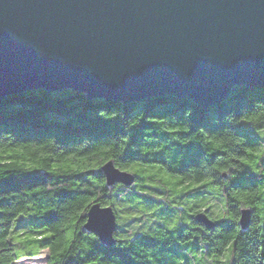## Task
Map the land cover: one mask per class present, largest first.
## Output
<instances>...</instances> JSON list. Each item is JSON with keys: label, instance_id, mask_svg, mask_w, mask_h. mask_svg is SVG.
<instances>
[{"label": "trees", "instance_id": "obj_1", "mask_svg": "<svg viewBox=\"0 0 264 264\" xmlns=\"http://www.w3.org/2000/svg\"><path fill=\"white\" fill-rule=\"evenodd\" d=\"M241 121L264 129L263 88L236 85L208 107L63 88L0 96V264L42 250L46 264L207 263L230 243L226 264H264V137ZM108 160L134 182L106 185ZM96 202L115 213L111 246L83 228Z\"/></svg>", "mask_w": 264, "mask_h": 264}, {"label": "water", "instance_id": "obj_2", "mask_svg": "<svg viewBox=\"0 0 264 264\" xmlns=\"http://www.w3.org/2000/svg\"><path fill=\"white\" fill-rule=\"evenodd\" d=\"M236 85L264 89V0H0V96L63 88L208 107ZM101 171L108 186L134 182L112 160ZM251 213L241 209V229ZM83 228L115 244L112 207L93 203Z\"/></svg>", "mask_w": 264, "mask_h": 264}, {"label": "rangeland", "instance_id": "obj_3", "mask_svg": "<svg viewBox=\"0 0 264 264\" xmlns=\"http://www.w3.org/2000/svg\"><path fill=\"white\" fill-rule=\"evenodd\" d=\"M241 122L239 124H241ZM242 125H245L248 128V130L254 134V136L264 137V129H259V130L254 129L251 124L244 123V122ZM262 144L264 145V141ZM115 208L117 211H119L120 204H117ZM220 208H221V205L219 202L214 201L212 203V212L214 215L219 212ZM120 214H123V213H120ZM120 225H122L121 220H120ZM231 253H232V244L230 243L224 249L221 257L217 255H213L207 258V263H205L204 262L205 259L203 258V255H199V257H194L191 263L192 264H226V259L231 257ZM46 254H47L46 250H42L34 257H25V258L19 259L18 261L15 262V264H46Z\"/></svg>", "mask_w": 264, "mask_h": 264}]
</instances>
